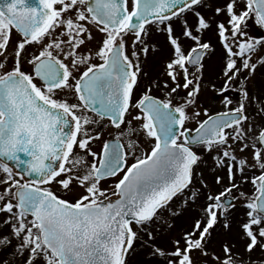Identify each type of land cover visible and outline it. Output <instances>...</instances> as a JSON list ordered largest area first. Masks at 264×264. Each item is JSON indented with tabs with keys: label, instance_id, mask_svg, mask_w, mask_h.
<instances>
[{
	"label": "snow or ice",
	"instance_id": "obj_1",
	"mask_svg": "<svg viewBox=\"0 0 264 264\" xmlns=\"http://www.w3.org/2000/svg\"><path fill=\"white\" fill-rule=\"evenodd\" d=\"M250 18L264 0L0 2V264H264Z\"/></svg>",
	"mask_w": 264,
	"mask_h": 264
},
{
	"label": "rangeland",
	"instance_id": "obj_2",
	"mask_svg": "<svg viewBox=\"0 0 264 264\" xmlns=\"http://www.w3.org/2000/svg\"><path fill=\"white\" fill-rule=\"evenodd\" d=\"M246 31L249 33V35L255 37V38H264V29L258 26L255 23L254 18H250L246 27ZM212 42L213 44L216 43L215 37H212ZM264 56V48L258 49L257 53L253 54L252 56V62H257L259 57ZM160 69V66L158 67ZM209 70H212L211 68L206 70L209 72ZM252 83L254 85H259V84H264V66H260L258 64L256 73L254 75ZM232 100H233V105H235V102L238 101L239 99V92L236 90V85L231 86L230 91L227 94ZM223 97L217 95L216 93H213L211 91L205 90L202 92L200 96V103H202L205 107H207L210 111V114H214L218 111H223V105H222ZM231 107V106H230ZM203 118V117H202ZM189 127H194V125H189ZM113 131L111 129H105L104 131V137L109 136V132ZM109 138V137H108ZM113 181L104 183V187H107L108 184L112 183ZM248 191V190H245ZM177 223V221H176ZM183 221L178 220L177 225L179 226L182 224ZM139 259H142L143 257H138Z\"/></svg>",
	"mask_w": 264,
	"mask_h": 264
},
{
	"label": "flooded vegetation",
	"instance_id": "obj_3",
	"mask_svg": "<svg viewBox=\"0 0 264 264\" xmlns=\"http://www.w3.org/2000/svg\"><path fill=\"white\" fill-rule=\"evenodd\" d=\"M155 38V37H154ZM160 65L158 64V63H156L154 60H153V58L152 57H150L149 58V61H148V66L146 67V70H148V71H150L152 74H155L156 72H158L160 69L158 68ZM210 71H212V70H209V72ZM209 72L208 71H206L205 72V78L207 79L208 78V75H209ZM215 114V113H214ZM213 114V115H214ZM112 130V129H111ZM109 137V136H108ZM108 137H104L105 139L106 138H108ZM99 148H100V144L99 143H94L93 144V150L94 151H99ZM22 158H24V157H22ZM14 171H15V169H14ZM110 181H112L111 179L110 180H108V181H106V182H104V183H107V182H110ZM54 188H55V186H53ZM245 190H248V191H252V189H251V185H249V186H247L246 188H245ZM241 215H242V213H240Z\"/></svg>",
	"mask_w": 264,
	"mask_h": 264
},
{
	"label": "trees",
	"instance_id": "obj_4",
	"mask_svg": "<svg viewBox=\"0 0 264 264\" xmlns=\"http://www.w3.org/2000/svg\"><path fill=\"white\" fill-rule=\"evenodd\" d=\"M248 186H249V185H248ZM246 187H247V186H246ZM249 192H250V191H249ZM239 215H241L240 212L237 213V216H239ZM177 223H178V221H177Z\"/></svg>",
	"mask_w": 264,
	"mask_h": 264
},
{
	"label": "water",
	"instance_id": "obj_5",
	"mask_svg": "<svg viewBox=\"0 0 264 264\" xmlns=\"http://www.w3.org/2000/svg\"><path fill=\"white\" fill-rule=\"evenodd\" d=\"M0 2H3V0H0ZM15 169V168H14ZM16 170V169H15Z\"/></svg>",
	"mask_w": 264,
	"mask_h": 264
}]
</instances>
